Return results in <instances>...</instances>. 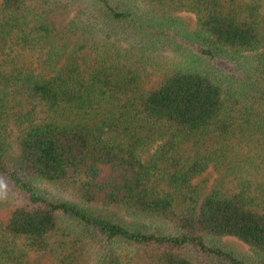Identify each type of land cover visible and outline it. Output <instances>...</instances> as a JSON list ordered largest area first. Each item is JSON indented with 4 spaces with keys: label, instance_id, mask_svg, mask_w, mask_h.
Instances as JSON below:
<instances>
[{
    "label": "trees",
    "instance_id": "16d2710c",
    "mask_svg": "<svg viewBox=\"0 0 264 264\" xmlns=\"http://www.w3.org/2000/svg\"><path fill=\"white\" fill-rule=\"evenodd\" d=\"M3 193L0 264H264V0H0Z\"/></svg>",
    "mask_w": 264,
    "mask_h": 264
},
{
    "label": "rangeland",
    "instance_id": "374dc122",
    "mask_svg": "<svg viewBox=\"0 0 264 264\" xmlns=\"http://www.w3.org/2000/svg\"><path fill=\"white\" fill-rule=\"evenodd\" d=\"M182 15H186L190 23L194 22L193 14L182 13ZM212 178L213 175L205 173L204 175L196 178L194 180V183H199L200 185L205 184V186H207L206 184H210ZM39 186L41 190H43L49 197H62L69 200H77V194L74 192L72 187L61 188L59 186H54L46 182L39 183ZM18 201L19 200L15 197V195L10 196L7 193L0 194V213H5L13 204L17 203ZM213 242L234 251L243 258H255V255L253 254L251 249L234 237L225 236L221 238H215L213 239ZM91 259V256L87 255L82 264H91Z\"/></svg>",
    "mask_w": 264,
    "mask_h": 264
}]
</instances>
